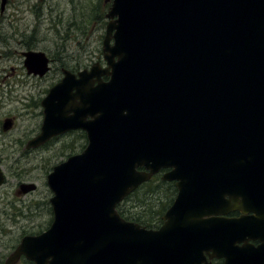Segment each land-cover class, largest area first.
I'll list each match as a JSON object with an SVG mask.
<instances>
[{"label":"water","instance_id":"obj_1","mask_svg":"<svg viewBox=\"0 0 264 264\" xmlns=\"http://www.w3.org/2000/svg\"><path fill=\"white\" fill-rule=\"evenodd\" d=\"M107 18L108 68L65 69L29 145L84 129L89 146L54 168L55 221L8 264H264L258 219L221 217L264 206V0H113ZM25 56L49 71L44 53ZM163 168L179 188L164 226L124 220L117 205ZM247 218L263 244L237 250Z\"/></svg>","mask_w":264,"mask_h":264},{"label":"rangeland","instance_id":"obj_2","mask_svg":"<svg viewBox=\"0 0 264 264\" xmlns=\"http://www.w3.org/2000/svg\"><path fill=\"white\" fill-rule=\"evenodd\" d=\"M1 2L0 54L5 59L0 63V99L5 104L4 113L25 120L27 112L22 103L32 99L36 104L31 109L32 122L39 127L38 123L42 124L41 103L50 88L62 80L65 69L78 71L96 62L105 64L103 40L111 0L107 3L105 0H9L4 12L1 11ZM98 5L99 10L96 11ZM102 12L104 18L99 20L98 15ZM30 50L45 52L52 60L47 76L31 78L27 75L23 53ZM86 145V137L76 131L53 140L31 156L38 188L26 200L31 209L29 216L23 219L24 228L8 234L0 233L2 254L11 253L23 235H37L50 227L54 214L48 175L54 166L70 155L81 153ZM159 181L156 177L146 183L150 185L140 190L139 195H131L124 201L122 206L128 211V216L140 218L144 223L153 222L151 225L154 227L160 225L158 221L176 198L177 190L171 188L165 192L157 189Z\"/></svg>","mask_w":264,"mask_h":264},{"label":"flooded vegetation","instance_id":"obj_3","mask_svg":"<svg viewBox=\"0 0 264 264\" xmlns=\"http://www.w3.org/2000/svg\"><path fill=\"white\" fill-rule=\"evenodd\" d=\"M4 59L5 57L0 55V63ZM1 72L0 69V74ZM2 103L0 99V233L8 234L24 228L23 219L29 216L31 209L26 200L38 188L35 168L31 166V156L36 153L37 149L28 148V144L41 132V124L38 123L39 127H37L34 122L33 125L31 109L36 104L32 102V99H28L27 103H22L27 112V118L22 121L17 115H6L4 113L5 104ZM6 124L10 125L9 128ZM33 185L36 186L35 190L28 191V187ZM25 236L21 237V241ZM254 244L258 245L259 242L256 241ZM17 247L6 255L0 250V264H6ZM209 261L210 264H226L225 259ZM18 264L35 263L22 256Z\"/></svg>","mask_w":264,"mask_h":264},{"label":"trees","instance_id":"obj_4","mask_svg":"<svg viewBox=\"0 0 264 264\" xmlns=\"http://www.w3.org/2000/svg\"><path fill=\"white\" fill-rule=\"evenodd\" d=\"M99 10V5L97 6V9H96V11H98ZM99 16V20H101V19H103L104 18V12H102V13H100V15H98ZM156 179V178H155ZM157 179L158 180H160L159 182V185L156 187L157 189H163L165 192L167 191V189H171V188H173V189H175V186L174 185H172V184H169V183H166V182H163L162 180H161V178L160 177H157ZM147 185H150V184H146V185H144L140 190L142 191V190H144V187L145 186H147ZM152 185V184H151ZM163 187H166V188H163ZM139 190V191H140ZM139 191H137L136 193H134V195L135 194H137L138 193V195H139ZM133 195V196H134ZM132 196V197H133ZM118 209H119V212H120V214L123 216V217H125L126 219H128V220H134L135 222H139V223H141V224H143V225H147V224H145L144 222H142L141 221V219L140 218H136V217H133V216H128V211H125V208L123 207V206H121V205H119L118 206ZM160 221V220H159ZM146 223H150V224H152L153 222H146ZM148 226V225H147Z\"/></svg>","mask_w":264,"mask_h":264}]
</instances>
